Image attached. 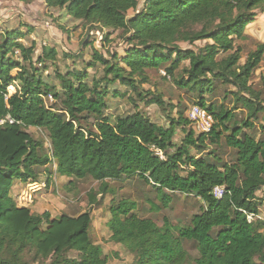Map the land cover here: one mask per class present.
<instances>
[{"label":"trees","instance_id":"16d2710c","mask_svg":"<svg viewBox=\"0 0 264 264\" xmlns=\"http://www.w3.org/2000/svg\"><path fill=\"white\" fill-rule=\"evenodd\" d=\"M44 1L91 31L110 30L104 44L122 31L127 47L120 55L95 46L87 69L64 75L56 70L52 76L48 70L57 69L56 49L45 47L34 62V45L21 43L29 29L0 33V264H108L102 247L92 241L90 212L52 218L11 197L16 182L39 184L37 169L52 163L60 177L100 184L89 194L91 205L112 192L109 181L124 177L151 186L165 206L177 194L203 203L183 228L167 218L162 227L140 218L128 200L111 206L110 242L122 246L133 264H264V220L258 218L264 204L258 196L264 190V125L257 124L259 115L264 119V99L252 85L264 60V42L243 62V47L236 45L246 40V27L264 14V0H146L140 11L139 0ZM130 11L137 13L131 17ZM197 26L201 29L194 31ZM197 42L206 45L199 51L180 45ZM16 53L22 57L17 62L9 57ZM167 64L170 78L182 69L181 78L174 79L177 87L197 93L200 106L214 117L210 133L197 135L182 110L169 126L135 110L137 103L132 112L108 113L111 100L134 102L131 93L146 107H165L161 95L139 86L148 83V71ZM88 70L104 75L98 79ZM218 84L234 88L228 89L232 109L207 106L205 96L215 98ZM10 87L16 90L12 95ZM48 96L59 105L47 106ZM239 110L248 114L241 125ZM30 128L48 133L50 157L41 153L44 147ZM178 129H188L181 145L174 142ZM215 188L224 190L221 199L214 196ZM249 216L255 219L250 222Z\"/></svg>","mask_w":264,"mask_h":264},{"label":"rangeland","instance_id":"374dc122","mask_svg":"<svg viewBox=\"0 0 264 264\" xmlns=\"http://www.w3.org/2000/svg\"><path fill=\"white\" fill-rule=\"evenodd\" d=\"M146 0H139L138 10L144 7ZM11 2V0H10ZM9 5L10 10L13 12L11 18L3 20L0 18V33L6 31H21L26 33L29 29L30 34L21 41L26 47H35V61L43 53L45 47L54 48L59 54L57 69L50 67L48 73L52 76L56 74V70L61 74H66L70 71H83L87 69L88 64L92 61L93 47L97 46V39L92 36L91 29L82 23L71 22L66 15L65 10L57 9L56 12L43 13L39 10V14H30L32 10L39 6L35 3V8L27 7L21 0H13ZM43 7V5H41ZM8 7V8H9ZM137 12L130 11L129 16H134ZM7 21V22H6ZM50 27H47L46 24ZM38 25L37 28H30V26ZM44 24V25H43ZM42 25L44 29L42 30ZM201 27L197 26L193 30L198 31ZM44 31V32H43ZM104 36L111 33L110 30L102 31ZM126 36L122 31L113 32L109 40L101 44L100 49L103 48L105 52L118 53L124 55L127 47ZM1 42V41H0ZM87 43V44H86ZM260 43L251 42L243 44L242 41H237V46L243 47V60L249 52L256 50ZM183 49H194L199 51L206 45V42H197L194 45L188 43L180 44ZM106 56V55H105ZM14 61L22 59L20 53L9 56ZM109 57V56H107ZM170 64L164 65L161 69L156 71H148V83L140 85V90L147 91L155 96L161 95L165 101V107H158L152 105L146 107L144 103L138 101L137 94L131 93L133 96L132 102L128 99H114L110 101L111 109L108 113L111 115L126 114L134 110L137 103L138 106L135 110L145 112L153 122L163 126H169L172 118L178 117V111L182 110L184 116H187L188 110L193 105H200V98L197 93H192L188 90L179 89L174 79L179 80L182 76V69L176 74L175 78H170L164 70ZM28 67V65H26ZM182 67H188V62L183 63ZM91 76H96L101 79L104 75L103 70L97 72L95 75L94 70H88ZM17 70H13L12 75L16 76ZM46 75V74H45ZM138 81H140L138 79ZM253 88L260 92L264 99V60L259 70L252 78ZM229 90H234L233 87H224L221 84L216 86V96H205L208 101L209 107L212 103L216 105H226L232 109L234 105L233 96L230 95ZM228 92H227V91ZM15 88L10 87L9 93H15ZM225 92L228 95L225 101ZM58 106L59 103L48 102L49 107ZM238 123L248 119L247 111L239 110L237 114ZM259 123L264 125L262 115H259ZM192 130L193 127L190 126ZM187 130L178 129L174 142L177 145L182 144V140L186 135ZM28 132L32 138L39 144H42L44 149L41 153L51 156V144L49 135L46 131L37 128H30ZM260 132V131H259ZM198 135V134H197ZM260 137V134L258 135ZM172 150L170 152H174ZM196 152L194 151L193 154ZM56 164L52 163L48 167L38 168L37 172L40 175V183L23 184L16 182L11 190V197L16 201L19 206L28 207L35 214H44L49 212L52 218H57L62 215L78 216L85 212H90L93 217L91 227L92 241L101 246L104 255L108 259V264H133L134 258L120 245L110 242L111 233L108 228L109 209L113 205H118L121 201L128 200L136 204L135 212L140 218L151 219L159 227L164 225V219H168L176 228L187 227L191 224L194 215L199 214L203 207V203L193 197L177 194L174 196L172 202L166 206L162 196H160L155 189L146 185L138 178H123L121 181H109V186L112 192L105 196H98V204L91 205L89 194L98 192L100 184L91 178L84 180H74L66 177L56 175ZM258 196L264 200V190L258 193ZM258 219V218H257ZM259 219L264 220V204L261 208ZM186 249L193 255L197 253L191 244L186 245ZM30 260L31 257L29 256ZM53 260L37 261L33 264H51Z\"/></svg>","mask_w":264,"mask_h":264},{"label":"crops","instance_id":"0c3cea01","mask_svg":"<svg viewBox=\"0 0 264 264\" xmlns=\"http://www.w3.org/2000/svg\"><path fill=\"white\" fill-rule=\"evenodd\" d=\"M11 2H13V0H11ZM11 2H10V0H0V18H3V20H8V18H11L12 14H13V12L10 10V7H9V5L12 4ZM36 2L39 3V6L36 9L32 10V12L30 14L40 15L38 13L39 10L43 11V13H45V14H47L49 12L52 13V12L57 11V9H48L45 5L44 0H31L29 3H24V2H22V3H24L25 6H27L28 8L29 7L35 8ZM41 5H43V7ZM68 19L70 21L72 20L69 17H68ZM71 22H74V24L76 23L74 20H72ZM43 25H42V28H43L42 30L45 31L46 28L44 29ZM36 26H38V25L33 24V26H30V28H37ZM245 36H246V40L242 41L243 44L251 43V42H258V43L264 42V14H261L258 17L256 22H254V23H252L246 27Z\"/></svg>","mask_w":264,"mask_h":264},{"label":"built area","instance_id":"2783aa9c","mask_svg":"<svg viewBox=\"0 0 264 264\" xmlns=\"http://www.w3.org/2000/svg\"><path fill=\"white\" fill-rule=\"evenodd\" d=\"M47 27H50V25L47 23ZM92 36H95L97 41L96 45L98 48H101V44L104 41V33L101 31H91ZM46 105H48V102H54V99L52 96H48L44 98ZM186 118L190 122L191 126L194 129V132L196 134H206L210 133L212 130V127L215 123L214 117L204 108H202L200 105H193L188 110ZM224 195V190L222 188H215L214 190V196L217 199H221ZM259 218V217H258ZM255 219L254 216H249V221H253Z\"/></svg>","mask_w":264,"mask_h":264}]
</instances>
